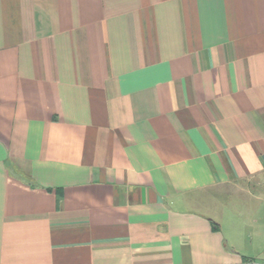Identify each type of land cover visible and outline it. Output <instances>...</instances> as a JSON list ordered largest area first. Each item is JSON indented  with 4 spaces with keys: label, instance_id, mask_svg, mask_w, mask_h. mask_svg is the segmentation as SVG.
Wrapping results in <instances>:
<instances>
[{
    "label": "crops",
    "instance_id": "obj_1",
    "mask_svg": "<svg viewBox=\"0 0 264 264\" xmlns=\"http://www.w3.org/2000/svg\"><path fill=\"white\" fill-rule=\"evenodd\" d=\"M243 195L264 0H0V264L264 260Z\"/></svg>",
    "mask_w": 264,
    "mask_h": 264
},
{
    "label": "rangeland",
    "instance_id": "obj_2",
    "mask_svg": "<svg viewBox=\"0 0 264 264\" xmlns=\"http://www.w3.org/2000/svg\"><path fill=\"white\" fill-rule=\"evenodd\" d=\"M260 200L250 198L248 195L230 198L228 202L230 207L238 210L244 219L242 220V229L249 244L252 240L254 247L262 251L259 257L264 256V203ZM230 223L225 224L226 227Z\"/></svg>",
    "mask_w": 264,
    "mask_h": 264
},
{
    "label": "built area",
    "instance_id": "obj_3",
    "mask_svg": "<svg viewBox=\"0 0 264 264\" xmlns=\"http://www.w3.org/2000/svg\"><path fill=\"white\" fill-rule=\"evenodd\" d=\"M243 264H264V260L256 259V258H249L245 260Z\"/></svg>",
    "mask_w": 264,
    "mask_h": 264
}]
</instances>
